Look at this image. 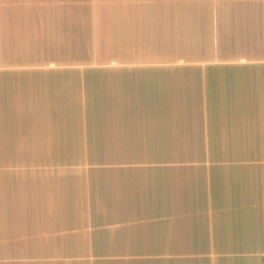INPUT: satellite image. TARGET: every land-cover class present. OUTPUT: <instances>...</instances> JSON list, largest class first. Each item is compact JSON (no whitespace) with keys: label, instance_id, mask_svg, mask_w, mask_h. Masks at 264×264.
<instances>
[{"label":"crops","instance_id":"obj_1","mask_svg":"<svg viewBox=\"0 0 264 264\" xmlns=\"http://www.w3.org/2000/svg\"><path fill=\"white\" fill-rule=\"evenodd\" d=\"M0 264H264V0H0Z\"/></svg>","mask_w":264,"mask_h":264}]
</instances>
